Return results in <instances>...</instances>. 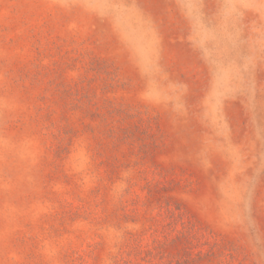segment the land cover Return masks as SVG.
<instances>
[{
  "label": "rangeland",
  "instance_id": "1",
  "mask_svg": "<svg viewBox=\"0 0 264 264\" xmlns=\"http://www.w3.org/2000/svg\"><path fill=\"white\" fill-rule=\"evenodd\" d=\"M0 264H264V0H0Z\"/></svg>",
  "mask_w": 264,
  "mask_h": 264
}]
</instances>
